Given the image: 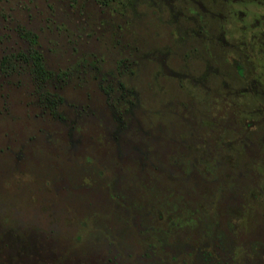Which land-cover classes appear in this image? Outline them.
<instances>
[{
    "label": "rangeland",
    "instance_id": "rangeland-1",
    "mask_svg": "<svg viewBox=\"0 0 264 264\" xmlns=\"http://www.w3.org/2000/svg\"><path fill=\"white\" fill-rule=\"evenodd\" d=\"M0 264H264V0H0Z\"/></svg>",
    "mask_w": 264,
    "mask_h": 264
}]
</instances>
